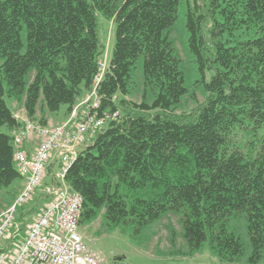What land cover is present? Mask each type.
<instances>
[{
	"label": "trees",
	"instance_id": "trees-1",
	"mask_svg": "<svg viewBox=\"0 0 264 264\" xmlns=\"http://www.w3.org/2000/svg\"><path fill=\"white\" fill-rule=\"evenodd\" d=\"M182 1L0 0V127L19 126L6 96L45 122L64 104L72 111L92 89L102 53L101 12L117 28L97 88V113L120 110V119L98 132L66 173L83 197L80 222L102 216L112 226L139 231L167 213H181L185 254L209 241L221 262L233 263L246 246L229 221L243 214L249 258L258 263L264 260V138L254 156L233 136L239 127L264 124V0H210V14L199 0L194 6L186 0L190 50L202 70H215L203 87L206 99L190 111H180L189 91L169 35ZM141 60L142 101L117 100L118 93H131ZM19 178L13 137L0 132V190ZM16 196L11 193L10 204Z\"/></svg>",
	"mask_w": 264,
	"mask_h": 264
},
{
	"label": "rangeland",
	"instance_id": "rangeland-1",
	"mask_svg": "<svg viewBox=\"0 0 264 264\" xmlns=\"http://www.w3.org/2000/svg\"><path fill=\"white\" fill-rule=\"evenodd\" d=\"M209 1L199 0V4L202 6L201 11L207 9V14H210ZM190 3L192 6L195 4L194 0H190ZM187 6L188 3L186 0L181 2L178 18L175 24L169 29L170 38L174 42L177 55L181 61L182 70L185 74V86L189 91L183 99L180 111H190L198 102L206 99L207 93L203 90L204 84L209 82L215 74V70L209 69L208 67L202 70L197 55L190 50L191 33L186 25ZM116 28L117 25L113 19L106 17L99 11L97 12V29L102 44L100 60L106 62L107 67L111 62L116 44ZM205 32L207 33V29ZM142 61L137 64L133 72L130 83L131 93L127 96L118 93L116 96L117 100L125 98L137 103L142 101L143 92L145 91ZM86 94L87 92L84 90L78 97L77 102H81ZM5 99L8 105L14 110L13 105L15 101L7 96ZM21 106L23 104L18 105L17 109ZM68 108L69 106L64 104L59 111L48 113L49 117L53 119L50 121L54 123L64 122L68 116ZM21 113L25 115L24 111H21ZM40 116L41 114L39 113L36 119H40ZM249 125L245 128L239 127L234 132V144L246 154L260 156L262 152V139L264 138V124L255 129L253 128L254 125ZM0 132L12 135V131L6 126L0 127ZM89 142L87 140L86 144ZM59 168L57 166L54 168V171H51L52 169L48 171L46 177L49 182L50 178L59 173ZM21 183L22 178H19L11 186L0 190V213L10 204L11 193L17 192ZM46 185L44 183L41 186L35 194L34 200L24 210L28 215H25L21 220L22 234L36 215L33 213L34 208H36L33 207L36 205V199H40L38 205L40 208L46 203L44 197ZM181 217V213L170 212L163 215L153 224L137 231L133 225L121 227L112 226L100 216L98 219L89 223H80L78 231L90 249L98 254L101 264H264V260L253 263L249 258L252 253V248L248 234V223L243 214L232 216L229 221V230L235 232L246 246L245 255L233 263L221 262L211 248L209 241H206L202 248L195 254H185L188 249L184 240V229Z\"/></svg>",
	"mask_w": 264,
	"mask_h": 264
},
{
	"label": "built area",
	"instance_id": "built-area-1",
	"mask_svg": "<svg viewBox=\"0 0 264 264\" xmlns=\"http://www.w3.org/2000/svg\"><path fill=\"white\" fill-rule=\"evenodd\" d=\"M105 69L101 63L92 90L64 122L42 123L20 112L15 114L22 124L13 130L14 161L25 185L16 200L0 213V241L7 236L22 239L15 251L0 252V264H101L98 254L78 231L83 197L67 184L65 177L89 134L120 116L118 110L107 111L103 116L97 113L101 105L97 88ZM82 106H85L83 113ZM33 138L38 141L33 151H29L26 144ZM54 158L60 162L61 169L55 181L45 187L49 200L23 235L17 220L18 209L33 200Z\"/></svg>",
	"mask_w": 264,
	"mask_h": 264
},
{
	"label": "crops",
	"instance_id": "crops-1",
	"mask_svg": "<svg viewBox=\"0 0 264 264\" xmlns=\"http://www.w3.org/2000/svg\"><path fill=\"white\" fill-rule=\"evenodd\" d=\"M18 105H20V104H18L17 102H14V105H13V107H14V111H15V110H20V109H22V108L24 107V106H21L19 109H17V108H18ZM47 118L51 119V118L49 117L48 114H47ZM52 120H53V119H52ZM58 122H59V121H58ZM34 141H35V143L30 142V143L27 144L28 149H29L30 151L33 150V148L35 147V144H36V142H37L36 139H35ZM46 181H48V179H46ZM24 184H25V180L22 179V183H21L20 187H19L18 190H17V194H18V193L20 192V190L23 188ZM25 208H26V207H21V208L19 209V211H18V213H17V220H18V221H21V220H22L21 217H22V213H25V212H24ZM24 216H25V215H24ZM24 216H23V217H24ZM21 239H22V238H19V239L13 240L12 238H10V237H8V236L5 237V238H3V239L0 241V252H7V251H9V250L15 251V250L17 249V247H18L19 242H20Z\"/></svg>",
	"mask_w": 264,
	"mask_h": 264
},
{
	"label": "bare ground",
	"instance_id": "bare-ground-1",
	"mask_svg": "<svg viewBox=\"0 0 264 264\" xmlns=\"http://www.w3.org/2000/svg\"><path fill=\"white\" fill-rule=\"evenodd\" d=\"M108 69V67L106 68V70ZM103 116V115H102ZM120 119V116L117 118V119H113V120H109V121H107L106 123H105V125L103 126V128L101 129V127H99L98 129L99 130H97L95 133H91V134H89V136H88V138H87V140L88 141H92L93 140V138L96 136V134L98 133V132H100V131H102L104 128H105V126L109 123V122H111V121H118ZM106 121V120H105ZM45 198H46V202H48V197L47 196H45ZM83 208V207H82ZM81 213H82V211H81ZM80 218H81V215H80V217H79V220H80Z\"/></svg>",
	"mask_w": 264,
	"mask_h": 264
}]
</instances>
